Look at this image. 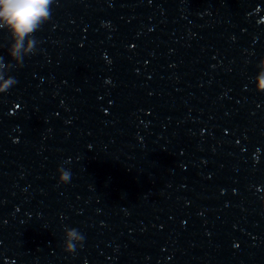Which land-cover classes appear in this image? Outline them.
<instances>
[{
	"label": "clouds",
	"instance_id": "clouds-1",
	"mask_svg": "<svg viewBox=\"0 0 264 264\" xmlns=\"http://www.w3.org/2000/svg\"><path fill=\"white\" fill-rule=\"evenodd\" d=\"M56 0H0V31L8 34L9 60L0 55V93H5L16 85L17 80L10 75L12 69L23 67L24 59L37 52L39 40L36 33L52 18V7ZM258 71L252 78L256 92L264 93V59L256 65ZM58 182L67 184L71 172L58 168ZM261 209L264 210V197ZM64 251L74 253L77 246H83L84 236L76 228L65 227Z\"/></svg>",
	"mask_w": 264,
	"mask_h": 264
}]
</instances>
